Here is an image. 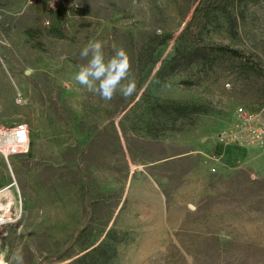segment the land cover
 Listing matches in <instances>:
<instances>
[{
  "label": "rangeland",
  "instance_id": "rangeland-1",
  "mask_svg": "<svg viewBox=\"0 0 264 264\" xmlns=\"http://www.w3.org/2000/svg\"><path fill=\"white\" fill-rule=\"evenodd\" d=\"M69 6L0 0V127L29 139L24 154L0 153V252L24 264H264V148L231 170L209 159L238 107L264 121V0ZM190 23L201 30L173 61ZM94 41L106 57L126 50L134 94L104 100L76 82Z\"/></svg>",
  "mask_w": 264,
  "mask_h": 264
},
{
  "label": "built area",
  "instance_id": "built-area-1",
  "mask_svg": "<svg viewBox=\"0 0 264 264\" xmlns=\"http://www.w3.org/2000/svg\"><path fill=\"white\" fill-rule=\"evenodd\" d=\"M52 1L66 8L70 7L71 2L75 0ZM218 142L220 150H216L209 156V159L216 163L211 171L216 173V168H219L217 164L222 165L225 170L238 167L250 147L264 148V121L260 113L238 107L235 110L233 124L218 136ZM28 148V130L25 126L0 127V153L5 159L24 154Z\"/></svg>",
  "mask_w": 264,
  "mask_h": 264
},
{
  "label": "clouds",
  "instance_id": "clouds-1",
  "mask_svg": "<svg viewBox=\"0 0 264 264\" xmlns=\"http://www.w3.org/2000/svg\"><path fill=\"white\" fill-rule=\"evenodd\" d=\"M103 49L101 41L89 42L82 49L81 57L91 58L87 64L79 67L74 79L87 91L104 100H112L118 92L124 97L131 96L136 91L137 84L130 56L124 48L113 46V54L106 57ZM6 255L0 252V264H24L19 251L12 252L7 258Z\"/></svg>",
  "mask_w": 264,
  "mask_h": 264
},
{
  "label": "trees",
  "instance_id": "trees-1",
  "mask_svg": "<svg viewBox=\"0 0 264 264\" xmlns=\"http://www.w3.org/2000/svg\"><path fill=\"white\" fill-rule=\"evenodd\" d=\"M198 12V9L196 10V13ZM197 30H201V27L199 26V24L196 26L195 30L194 28H192V23L188 24V26L182 31L179 39H178V46L176 48V54L174 56V58L172 59L173 61H176L178 59V57L180 56V54L182 53V44L186 41V39L190 36V35H194L195 31ZM51 34L52 37L54 38H58V39H67L66 36L60 32V30L53 28L50 30L49 32ZM159 42L157 43V45L155 47L152 48V52H156L157 49L163 45H165L171 38L169 36H163L161 38H158ZM209 52L211 54H216L219 56H226L229 55L231 57H240L242 54L239 50L237 49H233V48H229L226 46H219V45H211L209 44ZM218 58V56L216 57V59ZM213 60H210V64L212 65ZM188 85H190V83H188ZM185 109V108H184ZM190 111L192 113H197L199 111H202L203 108L201 107H197V106H192L189 108Z\"/></svg>",
  "mask_w": 264,
  "mask_h": 264
},
{
  "label": "crops",
  "instance_id": "crops-1",
  "mask_svg": "<svg viewBox=\"0 0 264 264\" xmlns=\"http://www.w3.org/2000/svg\"><path fill=\"white\" fill-rule=\"evenodd\" d=\"M247 152H248V151H246V152H245V156H244V159H245V157H246V155H247ZM244 159H243V161H244Z\"/></svg>",
  "mask_w": 264,
  "mask_h": 264
}]
</instances>
